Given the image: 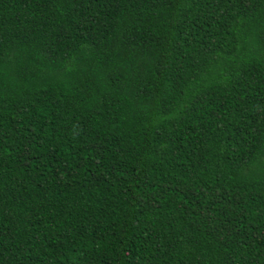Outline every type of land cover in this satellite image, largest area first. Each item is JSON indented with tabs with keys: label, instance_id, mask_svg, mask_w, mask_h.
<instances>
[{
	"label": "trees",
	"instance_id": "16d2710c",
	"mask_svg": "<svg viewBox=\"0 0 264 264\" xmlns=\"http://www.w3.org/2000/svg\"><path fill=\"white\" fill-rule=\"evenodd\" d=\"M0 264H264V0H0Z\"/></svg>",
	"mask_w": 264,
	"mask_h": 264
}]
</instances>
